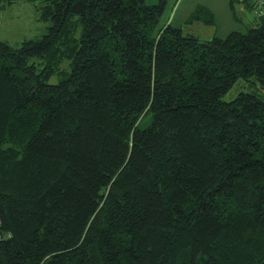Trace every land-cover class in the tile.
I'll use <instances>...</instances> for the list:
<instances>
[{
	"label": "trees",
	"instance_id": "16d2710c",
	"mask_svg": "<svg viewBox=\"0 0 264 264\" xmlns=\"http://www.w3.org/2000/svg\"><path fill=\"white\" fill-rule=\"evenodd\" d=\"M36 1L47 32L0 41V264H264L253 1L205 41L159 27L166 0Z\"/></svg>",
	"mask_w": 264,
	"mask_h": 264
},
{
	"label": "rangeland",
	"instance_id": "374dc122",
	"mask_svg": "<svg viewBox=\"0 0 264 264\" xmlns=\"http://www.w3.org/2000/svg\"><path fill=\"white\" fill-rule=\"evenodd\" d=\"M230 2H233V7H230ZM145 3L155 5L159 0H145ZM36 5V0H14L1 10V42L17 47L24 41L39 40L47 32L50 21L40 20ZM256 21V24L247 22L238 0H166L159 27L171 24L182 29L185 35H194L199 41H205L214 37L225 39L233 31L246 33L260 23L258 19ZM49 82L55 84L58 78L53 77ZM250 91V84L241 80L222 99L230 101L240 92ZM150 119V116H145L140 126H146Z\"/></svg>",
	"mask_w": 264,
	"mask_h": 264
},
{
	"label": "crops",
	"instance_id": "0c3cea01",
	"mask_svg": "<svg viewBox=\"0 0 264 264\" xmlns=\"http://www.w3.org/2000/svg\"><path fill=\"white\" fill-rule=\"evenodd\" d=\"M233 1V0H232ZM236 1V0H234ZM252 0H238V2L240 3V9H241V12L242 14L244 15V17L247 18V22L249 24L251 23H254L256 24V18H254L251 10H250V7H249V4ZM230 7H233V2H230ZM0 20H1V16H0ZM1 41V40H0Z\"/></svg>",
	"mask_w": 264,
	"mask_h": 264
},
{
	"label": "built area",
	"instance_id": "2783aa9c",
	"mask_svg": "<svg viewBox=\"0 0 264 264\" xmlns=\"http://www.w3.org/2000/svg\"><path fill=\"white\" fill-rule=\"evenodd\" d=\"M254 3L253 13L256 17L264 16V0H252Z\"/></svg>",
	"mask_w": 264,
	"mask_h": 264
}]
</instances>
